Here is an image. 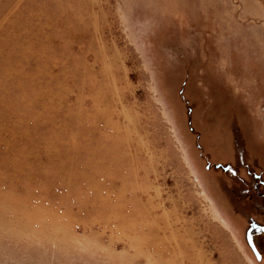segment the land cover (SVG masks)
<instances>
[{"label": "rangeland", "instance_id": "rangeland-1", "mask_svg": "<svg viewBox=\"0 0 264 264\" xmlns=\"http://www.w3.org/2000/svg\"><path fill=\"white\" fill-rule=\"evenodd\" d=\"M261 183L264 0H0V264H264Z\"/></svg>", "mask_w": 264, "mask_h": 264}, {"label": "water", "instance_id": "water-1", "mask_svg": "<svg viewBox=\"0 0 264 264\" xmlns=\"http://www.w3.org/2000/svg\"><path fill=\"white\" fill-rule=\"evenodd\" d=\"M227 169H225L226 171ZM264 232V227L258 225L256 222H251L250 229L247 231L246 234V241L254 255L256 256L257 260H260V255L258 254L256 247L253 243V235L254 233H261Z\"/></svg>", "mask_w": 264, "mask_h": 264}, {"label": "flooded vegetation", "instance_id": "flooded-vegetation-1", "mask_svg": "<svg viewBox=\"0 0 264 264\" xmlns=\"http://www.w3.org/2000/svg\"><path fill=\"white\" fill-rule=\"evenodd\" d=\"M217 167H219V166H217ZM225 170V169H224ZM261 187H264V183H261ZM251 222H253V221H251ZM251 222H250V225H251ZM254 222H256V221H254ZM258 225H260V226H262V227H264V224H261V223H258V222H256ZM250 229V228H249ZM247 234V233H246ZM261 236H264V232H261V233H254V235H253V243H254V245H255V247H256V250H257V252H258V254L260 255V260H257V261H261L262 259H263V257H262V255H261V253H260V249H259V247H258V245H257V242H256V238H258V237H261ZM254 254V253H253ZM255 258H256V256H255ZM257 259V258H256Z\"/></svg>", "mask_w": 264, "mask_h": 264}]
</instances>
